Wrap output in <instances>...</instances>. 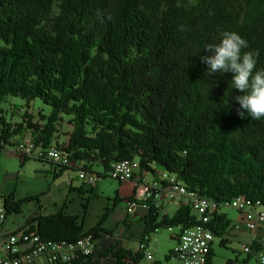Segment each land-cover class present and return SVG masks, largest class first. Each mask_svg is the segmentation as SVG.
<instances>
[{
	"label": "trees",
	"instance_id": "obj_1",
	"mask_svg": "<svg viewBox=\"0 0 264 264\" xmlns=\"http://www.w3.org/2000/svg\"><path fill=\"white\" fill-rule=\"evenodd\" d=\"M222 31L246 39L244 51H257L256 69H264V0H0V104L13 96L52 107L40 121L26 113L12 123L0 106V150L30 133L35 146L68 154L73 166H59L61 172L82 168L104 179L113 162L136 159L139 174L151 180L166 172L217 205L264 209V118H240L233 73L209 74L200 58L214 54L205 46L219 42ZM65 116L73 130L59 144ZM35 199L12 193L4 204L8 214L20 213ZM139 204L149 208L144 234L197 223L188 204L171 216ZM107 217L85 232L77 216L61 209L35 214L23 227L48 242L91 235V255L69 264H139L142 252L123 246L104 227ZM210 226L227 246L228 215L215 214ZM261 244L252 241L248 260ZM213 257L211 250L210 264Z\"/></svg>",
	"mask_w": 264,
	"mask_h": 264
},
{
	"label": "rangeland",
	"instance_id": "obj_2",
	"mask_svg": "<svg viewBox=\"0 0 264 264\" xmlns=\"http://www.w3.org/2000/svg\"><path fill=\"white\" fill-rule=\"evenodd\" d=\"M3 114L8 122H23L22 118L26 113L32 114L36 121H40L42 115L50 114L52 107L43 103L40 99H35L29 104L21 97L8 96L0 104ZM70 117L65 116L59 122L56 141L64 144L68 141L69 134L73 126L69 121ZM31 139L30 133L23 136H14V142ZM18 146H6L0 150V205L3 206L4 198L14 194L15 198L25 199L27 197H37L38 200H29L23 203L20 213L12 212L8 214L6 226L10 230L23 227L27 220L35 214H53L64 209L68 214L78 217L80 225L85 232L96 226L102 217L108 213L104 222V227L114 233L116 239L122 244L136 248L137 240L141 233V218L146 213L147 206L139 204L135 210H130L128 201L134 196V185L131 182H118L110 177L102 178L94 187L84 185L78 178L77 171H60L59 165L41 162L36 159L22 162ZM101 171V168H95ZM166 173V172H165ZM58 175V176H56ZM153 175L151 174L149 178ZM137 191L142 192L140 185L135 184ZM130 196V197H129ZM163 199L161 201V214L169 213L165 207ZM231 218L241 219L237 211L227 208L224 210ZM131 233L132 240H126L124 236ZM263 236H259L262 238ZM227 246L221 245V238L215 237L214 264H259L258 258L252 257L248 260V255L241 252L240 244L249 243L250 235L237 233L230 238ZM174 242L169 238L165 229L156 232L152 236L151 251L157 258L163 259L173 247ZM264 252V249L258 252Z\"/></svg>",
	"mask_w": 264,
	"mask_h": 264
},
{
	"label": "built area",
	"instance_id": "obj_3",
	"mask_svg": "<svg viewBox=\"0 0 264 264\" xmlns=\"http://www.w3.org/2000/svg\"><path fill=\"white\" fill-rule=\"evenodd\" d=\"M17 146L21 157L57 166H73L68 154L56 145L49 148L37 147L28 139L19 141ZM139 172L140 164L134 159L113 162L107 173L108 177L120 183L133 181L140 185L142 192L137 191L138 187L135 188L134 196L127 203L130 210H135L139 202H149L161 209L160 203L163 199L173 201L181 199L182 203L191 207L192 213L197 217V223L192 226L167 225L155 229L154 232H158L165 228L176 241L164 262L156 261L155 255L149 249L151 234H144L138 248L143 254L139 264H210V252L215 239L210 226L211 219L227 208L237 211L243 217L242 220L250 224L254 237L249 243L240 244V250L247 255L253 253L252 241L260 226L264 225V209L257 203L224 207L217 205V201L213 199L183 191L175 176L162 172L158 179L147 180ZM78 178L89 187L96 186L100 180L96 173H88L82 168H78ZM7 216L5 204L0 205V264H69L78 257L91 255L94 250L95 241L91 235L84 236L76 242H48L42 240L35 232H31L29 227L7 230L5 228ZM240 225L241 222L234 228L239 230ZM256 258L259 261L258 254Z\"/></svg>",
	"mask_w": 264,
	"mask_h": 264
},
{
	"label": "clouds",
	"instance_id": "obj_4",
	"mask_svg": "<svg viewBox=\"0 0 264 264\" xmlns=\"http://www.w3.org/2000/svg\"><path fill=\"white\" fill-rule=\"evenodd\" d=\"M247 48L248 42L241 35L234 31H222L219 42L205 46L206 50L214 54L200 58L209 65V74L233 73L232 88L242 93L231 97L240 106L237 109L238 116L243 119L247 113L253 120H260L264 118V69H256L259 53L244 51ZM259 264H264V252L259 254Z\"/></svg>",
	"mask_w": 264,
	"mask_h": 264
},
{
	"label": "crops",
	"instance_id": "obj_5",
	"mask_svg": "<svg viewBox=\"0 0 264 264\" xmlns=\"http://www.w3.org/2000/svg\"><path fill=\"white\" fill-rule=\"evenodd\" d=\"M150 176H148V175H146V179L147 180H151L152 178H153V176L151 177V178H149ZM128 182H131V183H133V185H134V189H133V192H134V190H135V182H133V181H128ZM130 197V196H129ZM181 203H182V200L181 199H178L177 201H171V202H169V201H164V204H166V208L169 210V213H167L169 216H171V215H173L174 213H175V211L179 208V206L181 205ZM147 210H149V208H147ZM225 212V211H224ZM148 213V211L146 212V213H144L143 214V216H142V218H141V225H142V228H141V233H140V235L138 236V237H136V240H137V247L136 248H132V247H129V246H127V245H125V244H122L123 246H125V247H127V248H129V249H132V250H138V248H139V243H140V241H141V239H142V237H143V235H144V233H145V223H144V221H143V217H144V215H146ZM226 213V212H225ZM238 213V212H237ZM227 214V213H226ZM228 215V214H227ZM228 218L231 220V226H232V228H231V231H230V233L228 234V235H226L225 236V239L227 238V241L228 242H230L231 241V239L230 238H232V236H234V235H236L237 233H240V234H242V235H250V237H251V240H252V238L254 237L253 235H254V233L252 232V230H251V228H250V224L248 223V222H246V221H244V220H242V218L239 220V219H237V220H235V219H233V218H231L229 215H228ZM239 222H241V225H240V229L239 230H236L235 228H234V226L237 224V223H239ZM5 228L7 229V230H10L9 228H7V226H6V223H5ZM162 229H165V228H162ZM161 229V230H162ZM166 230V229H165ZM160 231V230H159ZM158 231V232H159ZM167 231V230H166ZM156 232H153V233H150L151 234V241L149 242V249L151 250V244H152V236L155 234ZM168 235H169V238L174 242V245H173V247L175 246V244H176V241L172 238V236L168 233ZM263 236L262 238H259V236ZM132 236V234L131 233H128L126 236H124L125 238H126V240H132L133 239V237H131ZM255 239H257V241L258 242H262V244L260 245V247H259V249H260V251L261 250H263L264 249V225H262V226H260V228L258 229V231H257V233L255 234ZM121 241V240H120ZM213 244H214V242H213ZM173 247H171L170 249H169V251H168V253H166V254H164V258L163 259H160V258H157L156 256H155V259L156 260H158V261H160V262H164L165 260H167L168 259V255H169V253H170V251L173 249ZM212 250H213V252H214V249H213V246H212ZM151 252H153V251H151ZM153 254H154V252H153ZM213 263H214V260H213ZM232 264H234L233 262H232Z\"/></svg>",
	"mask_w": 264,
	"mask_h": 264
},
{
	"label": "bare ground",
	"instance_id": "obj_6",
	"mask_svg": "<svg viewBox=\"0 0 264 264\" xmlns=\"http://www.w3.org/2000/svg\"><path fill=\"white\" fill-rule=\"evenodd\" d=\"M179 184H181L180 182H178ZM181 186H182V189H183V191H186L185 190V187L181 184ZM236 205H240V202L239 201H234L233 203H229L228 204V206H236ZM241 205H243V204H241ZM156 261H158V260H156ZM160 262V261H159Z\"/></svg>",
	"mask_w": 264,
	"mask_h": 264
}]
</instances>
